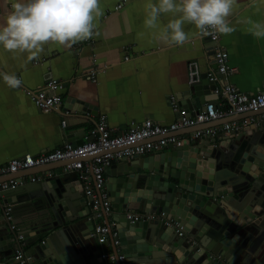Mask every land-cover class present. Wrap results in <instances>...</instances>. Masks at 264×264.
Listing matches in <instances>:
<instances>
[{
  "label": "crops",
  "instance_id": "0c3cea01",
  "mask_svg": "<svg viewBox=\"0 0 264 264\" xmlns=\"http://www.w3.org/2000/svg\"><path fill=\"white\" fill-rule=\"evenodd\" d=\"M13 2L14 0H0V19L10 10ZM150 2L158 4L159 0H99L103 15L93 21L94 35L89 42L80 41L71 48L49 42L43 45L44 51L39 58L32 61L27 59L29 53L18 50L9 52L0 45V73L15 74L22 80L21 87L14 89L8 87L0 77V165L27 153L37 156L78 139L84 142L91 138L90 131L102 115L106 117L112 134H120L132 123H140L146 119L161 125L171 123L177 119V113L169 103L171 96L178 100L181 107L194 113L200 107L194 106V95L190 93L189 63L196 64L195 79L205 82L201 89V99L203 96H215L212 92L213 84L206 80V73L214 67L212 42L194 24L185 22L183 27L189 35L188 41L180 46L166 44L160 39V33L169 21L179 18L181 14L162 13L158 26L148 28L144 21L149 11L147 4ZM227 19L236 29L230 35L219 34V43L226 50L228 65L233 69L227 80L238 91L251 95L264 87V38L257 39L251 35L246 21L252 19L264 22V0H238ZM92 69L96 72L94 80L90 76ZM54 78L63 86L58 91L62 101L49 111L40 110L31 102L27 92L43 88L47 81ZM216 84L221 85V81ZM212 101L217 102L218 106L222 102L219 97ZM202 103L201 107L205 102ZM80 108L85 111L78 112L77 109ZM246 114L249 113L233 114L211 123L180 129L174 134L182 140V144H186L193 140L192 133L199 129L238 122L239 130H242L249 124L264 119V113H261L251 117L252 122L242 124L245 120L242 116ZM64 119L66 126L62 127L61 121ZM238 131H219L209 138L218 143L222 139L217 137L220 133L229 136ZM237 142L238 140L235 141ZM225 143L229 141L226 140ZM168 151L169 145L161 149L159 154H166ZM154 154L140 158H152ZM67 162H53L3 175L0 182L14 179L20 185L40 183L45 179L42 175L47 172L52 175L56 169L63 172V166ZM69 173L72 172H63ZM37 176H40L39 180L31 181L32 177ZM104 177L105 180L108 178L105 172ZM78 180L79 182L72 179L68 183V188L74 189L71 192L67 188L68 193L74 195L80 192V196L87 198L83 192L86 182ZM88 183H91L90 179ZM23 194L24 192L16 194V202L3 204L7 219L13 218L16 221L11 225L16 231H22L29 225L25 222L32 218L36 219H32L33 222L37 223L39 220L41 223L44 216L38 204L34 205L30 200L27 206V202L24 205L17 202ZM0 199L4 198L0 196ZM10 199L14 197H9ZM65 200L74 211L83 208L77 199L67 197ZM17 205L21 208L17 209L15 215L10 214L11 207ZM84 206L88 207L87 204ZM27 231H22V235L34 232L32 228ZM27 244L23 239L17 249L21 248L26 254L31 248ZM96 246L98 249L114 252L109 241Z\"/></svg>",
  "mask_w": 264,
  "mask_h": 264
},
{
  "label": "water",
  "instance_id": "95a60500",
  "mask_svg": "<svg viewBox=\"0 0 264 264\" xmlns=\"http://www.w3.org/2000/svg\"><path fill=\"white\" fill-rule=\"evenodd\" d=\"M203 83L189 85L196 107L217 99L216 95L201 99ZM261 113L263 109L242 118ZM219 136L218 143L209 137L193 139L169 145L166 154L120 159L105 169L112 213L104 220L114 223L111 229L116 236L108 239L118 240L113 246L117 254L131 264H202L204 260L205 264H264V119ZM82 142L78 139L71 145ZM72 179L79 182L75 172L56 169L40 183L0 188L5 199H0V261L5 259L0 263L19 264L13 258L20 245L18 235L32 228V234L23 235L31 247L26 253L29 264H104L90 235L94 221L84 206L89 199L80 192L68 193L74 190L67 186ZM19 192L24 194L17 202L27 206L30 200L41 206L44 215L41 223L33 218L26 221L29 225L22 231L11 228L16 221L7 219L3 206L14 202ZM67 197L79 200L83 208L72 210ZM19 208L13 206L9 213L15 215ZM128 212L154 216L129 221Z\"/></svg>",
  "mask_w": 264,
  "mask_h": 264
},
{
  "label": "built area",
  "instance_id": "2783aa9c",
  "mask_svg": "<svg viewBox=\"0 0 264 264\" xmlns=\"http://www.w3.org/2000/svg\"><path fill=\"white\" fill-rule=\"evenodd\" d=\"M212 42V52L214 67L206 73V80L212 84L213 94L221 98L222 102L218 106L217 102H205L203 107L194 113L181 107L178 100L171 96L169 103L171 108L177 113V119L164 125L152 122L146 119L140 123H132L126 130L120 134H112L104 115L99 118L96 126L91 129V138L82 142L80 145L72 146L69 143L52 151L41 153L37 156L24 154L21 157L13 158L7 163L0 165V177L3 175L14 174L18 171H25L45 164L68 161L63 166V172H75L79 179L86 183L83 186L84 195L89 199L87 202L90 218L94 221L91 231V237L95 239L98 246H102L109 241L108 235L116 236V232L111 228L114 223L109 225L105 223L104 216L112 213L110 199L105 188V169L114 161L120 159H132L143 155L159 153L167 145H182V140L174 133L180 129L194 127L199 124L217 121L237 113H253L264 109V87L251 94H245L237 90L228 80V74L232 68L228 65V54L220 45V35L214 30H210L206 35ZM85 42H89L85 40ZM92 42V40L90 41ZM189 74L191 82L197 81V67L195 63H189ZM95 70L90 71V76L94 80ZM221 81V85L216 82ZM62 84L57 79H50L45 86L37 91H28L27 94L31 102L40 110L49 111L57 107L62 97L58 93L62 89ZM252 122V118H245V123ZM61 126H66V120L61 121ZM240 124L238 122L223 123L219 126L199 129L192 133L193 139L202 137H213L219 131H238ZM43 178L51 177L52 173L47 172L42 175ZM40 176L32 177L31 181L39 180ZM91 180L89 184L88 181ZM20 182L10 179L1 183V187L14 188ZM154 214H145L139 212H128L125 219L129 221H139L144 218H152ZM181 234V232L179 233ZM18 240L23 241V235H18ZM112 246L118 244L117 239L109 241ZM99 257L104 264H131L123 254H117L115 251L99 249ZM14 259L19 264H29V257L21 248L15 249Z\"/></svg>",
  "mask_w": 264,
  "mask_h": 264
},
{
  "label": "clouds",
  "instance_id": "9594fccd",
  "mask_svg": "<svg viewBox=\"0 0 264 264\" xmlns=\"http://www.w3.org/2000/svg\"><path fill=\"white\" fill-rule=\"evenodd\" d=\"M237 2L238 0L150 2L147 4L149 11L144 23L148 28H156L162 13H180L179 18L169 21L160 33L161 40L176 46L183 45L189 39L183 27L185 22L194 24L204 36L210 30L230 35L236 29L227 18ZM102 15L99 0H14L10 10L0 19V45L9 52H27V59L32 61L39 58L44 51L43 45L49 42L71 48L77 42L91 39L95 27L93 21ZM246 23L251 35L257 39L264 38V22L248 19ZM0 77L10 88L22 85V80L15 74L0 73Z\"/></svg>",
  "mask_w": 264,
  "mask_h": 264
}]
</instances>
